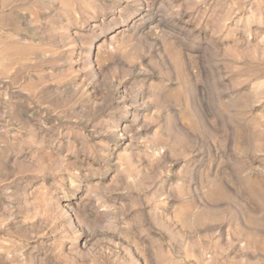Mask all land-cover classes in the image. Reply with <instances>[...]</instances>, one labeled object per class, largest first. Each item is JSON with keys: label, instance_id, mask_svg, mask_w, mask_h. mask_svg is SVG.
Returning a JSON list of instances; mask_svg holds the SVG:
<instances>
[{"label": "rangeland", "instance_id": "obj_1", "mask_svg": "<svg viewBox=\"0 0 264 264\" xmlns=\"http://www.w3.org/2000/svg\"><path fill=\"white\" fill-rule=\"evenodd\" d=\"M0 264H264V0H0Z\"/></svg>", "mask_w": 264, "mask_h": 264}]
</instances>
